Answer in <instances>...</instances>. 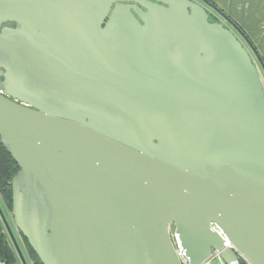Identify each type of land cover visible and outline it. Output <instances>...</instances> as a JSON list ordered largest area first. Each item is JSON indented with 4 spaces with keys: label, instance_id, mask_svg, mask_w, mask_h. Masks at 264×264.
Here are the masks:
<instances>
[{
    "label": "water",
    "instance_id": "obj_1",
    "mask_svg": "<svg viewBox=\"0 0 264 264\" xmlns=\"http://www.w3.org/2000/svg\"><path fill=\"white\" fill-rule=\"evenodd\" d=\"M0 76L11 216L42 264H180L170 227L188 264H264V90L199 2L0 0Z\"/></svg>",
    "mask_w": 264,
    "mask_h": 264
},
{
    "label": "crops",
    "instance_id": "obj_2",
    "mask_svg": "<svg viewBox=\"0 0 264 264\" xmlns=\"http://www.w3.org/2000/svg\"><path fill=\"white\" fill-rule=\"evenodd\" d=\"M213 5L214 7L203 4L215 21L221 22L237 36L249 51L257 68L262 70L264 0H213Z\"/></svg>",
    "mask_w": 264,
    "mask_h": 264
},
{
    "label": "trees",
    "instance_id": "obj_3",
    "mask_svg": "<svg viewBox=\"0 0 264 264\" xmlns=\"http://www.w3.org/2000/svg\"><path fill=\"white\" fill-rule=\"evenodd\" d=\"M204 4L214 7L213 0H201ZM19 171V167L12 159L10 154L0 142V198L2 203L11 210V179ZM22 236V235H21ZM26 242L32 257L31 264H42L36 254L29 246L27 240L22 236ZM0 260L7 264H17V255L13 249L12 243L5 233L1 219H0ZM239 264H247L242 258H239Z\"/></svg>",
    "mask_w": 264,
    "mask_h": 264
},
{
    "label": "rangeland",
    "instance_id": "obj_4",
    "mask_svg": "<svg viewBox=\"0 0 264 264\" xmlns=\"http://www.w3.org/2000/svg\"><path fill=\"white\" fill-rule=\"evenodd\" d=\"M199 3L201 5H203L204 3H202L201 1H199ZM258 72H259V78H260V81H261V84H262V87H263V90H264V74H263V71L258 68ZM0 213L2 214L3 218L1 217V214H0V219H1V222H2V225H3V228H4V231L5 233L8 235V238L10 239V236H9V233L7 232L6 228H5V224H4V221L6 222L16 244H17V247L21 253V256L24 260V263L25 264H31L32 262V257H31V252L26 244V242L24 241V239L22 238L20 232L16 229L14 223H13V219H12V216H11V210L9 208H7L3 203H2V200L0 198ZM4 219V220H3ZM172 230V227H170V231ZM11 241V239H10ZM12 243V242H11ZM13 246V244H12ZM13 249L17 255V264H22L14 246H13ZM212 264H222L221 261L219 259H214L212 260Z\"/></svg>",
    "mask_w": 264,
    "mask_h": 264
},
{
    "label": "built area",
    "instance_id": "obj_5",
    "mask_svg": "<svg viewBox=\"0 0 264 264\" xmlns=\"http://www.w3.org/2000/svg\"><path fill=\"white\" fill-rule=\"evenodd\" d=\"M213 228L215 229V231L223 237L224 241H225V245L226 247L233 249L232 245L227 241V239L225 238V236L223 235V233L216 227L213 226ZM170 240L172 243V246L174 248V251L180 261V264H188L187 260L185 259V254L182 250V247L180 245L179 239H178V235L174 232V230L172 229L170 231ZM234 250V249H233ZM214 259H219V255L216 252H213L212 255L206 259L205 261H203L201 264H212V260ZM220 260V259H219ZM0 264H7L5 261L0 260Z\"/></svg>",
    "mask_w": 264,
    "mask_h": 264
},
{
    "label": "flooded vegetation",
    "instance_id": "obj_6",
    "mask_svg": "<svg viewBox=\"0 0 264 264\" xmlns=\"http://www.w3.org/2000/svg\"><path fill=\"white\" fill-rule=\"evenodd\" d=\"M197 2H199V0H196ZM201 1V0H200ZM210 21L211 22H213V21H215L211 16H210ZM6 26H8V27H13L14 25L13 24H6ZM2 76H0V82L2 81Z\"/></svg>",
    "mask_w": 264,
    "mask_h": 264
}]
</instances>
